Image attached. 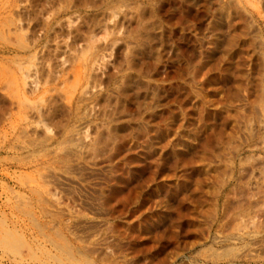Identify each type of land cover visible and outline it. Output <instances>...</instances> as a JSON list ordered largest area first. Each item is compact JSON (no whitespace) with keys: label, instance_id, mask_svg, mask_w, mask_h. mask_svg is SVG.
Listing matches in <instances>:
<instances>
[{"label":"rangeland","instance_id":"374dc122","mask_svg":"<svg viewBox=\"0 0 264 264\" xmlns=\"http://www.w3.org/2000/svg\"><path fill=\"white\" fill-rule=\"evenodd\" d=\"M0 264H264V0H0Z\"/></svg>","mask_w":264,"mask_h":264}]
</instances>
